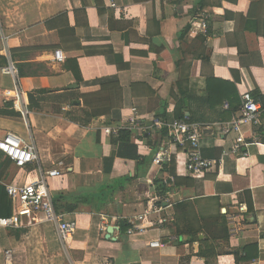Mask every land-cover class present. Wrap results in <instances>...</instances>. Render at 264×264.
<instances>
[{
  "label": "crops",
  "instance_id": "obj_1",
  "mask_svg": "<svg viewBox=\"0 0 264 264\" xmlns=\"http://www.w3.org/2000/svg\"><path fill=\"white\" fill-rule=\"evenodd\" d=\"M115 1L118 9L108 0H0V56L18 70L13 77L0 67V109L10 101L20 110V116L0 114V137L13 133L32 142L38 154V162L24 169L0 160V185L57 169L62 174L48 180L50 193L64 218L76 222L65 241L49 223L0 227V264L6 249L14 264H237L234 252L244 256L240 250L252 245L251 260L238 264H264V107L258 127L243 126L247 154L222 155L234 137L222 127L237 115L241 95L256 89L264 94V0ZM204 11L208 31L194 34L190 21ZM56 50L62 62L54 60ZM72 58L87 83L77 84L65 68ZM105 78L118 83L119 120L79 124L74 119L86 108L71 101L98 91L100 85L90 82ZM7 89L19 100L6 99ZM136 115L143 122L188 116L201 127L202 156L222 157L221 167L190 177L177 151L175 183L157 198L154 183L167 174L151 164L160 134L131 132V152L139 160L116 156L119 146L112 141L113 132ZM124 176L131 181L109 193L106 185ZM179 203L186 207L176 209ZM152 205H161L159 214L181 231L201 229L197 240L207 238L203 248L218 254L200 256L199 241L166 225L150 224L119 242L117 222ZM155 240L159 246L150 247Z\"/></svg>",
  "mask_w": 264,
  "mask_h": 264
},
{
  "label": "built area",
  "instance_id": "obj_2",
  "mask_svg": "<svg viewBox=\"0 0 264 264\" xmlns=\"http://www.w3.org/2000/svg\"><path fill=\"white\" fill-rule=\"evenodd\" d=\"M108 6L118 9L115 0H108ZM209 13L204 11L198 17L190 21L189 30L194 34H206L208 31ZM53 58L57 62L63 61L60 50L54 51ZM5 75L16 77L18 70L15 65L8 61L7 65L1 67ZM5 98L16 97L19 100L18 93L12 90L4 91ZM21 100V99H20ZM21 104V103H20ZM224 106L227 108L228 104ZM262 105L254 100L251 93L245 92L241 95V105L237 115L226 123L222 129L225 134L234 133L231 144L222 155L242 156L247 154L249 141L245 137L243 126L258 127L260 125V113ZM126 127L130 130H138L140 134L156 132L160 134L161 142L151 160V164L162 167L164 165L172 166L173 173H167L162 180L164 185H173L178 172L179 157L178 152L183 154V167L185 173L193 178H199L207 172L218 171L222 165V157L207 159L201 153V127L185 118H167L155 116L148 122H143L140 118L132 116ZM117 131V130H116ZM113 132V134L116 133ZM165 131V136L161 135ZM109 132V129H106ZM169 143L175 145V150H171ZM0 151L5 154L7 159L19 169H24L26 165L38 162V154L35 145L32 142H25L19 136L13 133H6L0 137ZM37 171V170H36ZM57 169H38L37 177L22 184L6 183L5 192L12 202V213L8 217H0V227L20 228L27 225L38 223H49L55 226L57 234L62 241L67 240L76 229L75 220H66L64 215L54 208L53 198L48 186V180L52 177L61 176ZM163 210L161 205H152L148 211L138 213L128 219L129 224L126 233L128 235L141 233L150 228V224L159 228L169 219L161 216L159 213ZM150 214H155L154 218H149ZM117 229L119 225L117 224ZM150 247H158L159 240L151 241ZM4 264H14L13 252L6 249L3 252Z\"/></svg>",
  "mask_w": 264,
  "mask_h": 264
},
{
  "label": "trees",
  "instance_id": "obj_3",
  "mask_svg": "<svg viewBox=\"0 0 264 264\" xmlns=\"http://www.w3.org/2000/svg\"><path fill=\"white\" fill-rule=\"evenodd\" d=\"M98 5H100L101 0H95ZM14 50L11 51L13 54ZM8 61L5 57L0 56V67H3L7 65ZM65 68L70 71L76 81L77 84H85L87 82H84L81 74H80V69L77 63V60L75 58L72 59H67L64 63ZM90 83H95L100 85V89L95 92H90V93H83L79 94L75 99H73L70 103V105H75L73 104V101H77L78 104L75 106H82L86 109L83 112V117H77V119H74L73 117L70 119L76 120L79 124L84 125L90 122L93 119L97 118H102L103 122L105 124H111L112 122H115L119 120L120 118V107L117 105V89L118 83L115 80V78H105V79H98V80H93ZM46 92V91H42ZM254 100L260 102L262 105V108L264 107V94L262 92H259L257 89L255 90L254 94H251ZM26 97H30V94L28 93ZM228 104V103H227ZM17 106L16 102H10L6 101L3 104L4 109H0V114L3 115H12V116H20V110L18 109H11V107ZM230 110H233V106L228 105ZM164 117V116H163ZM174 118H185L186 120H190L189 117H185L184 115H180L179 117H174ZM191 122V121H190ZM131 132L126 125H123L120 129L116 131L115 134H113V143L119 146L118 151L116 153V156L122 157V158H134L136 160L140 159V156L137 155L135 151L131 152L132 145L130 144V137H131ZM145 134V133H144ZM162 137L165 136V131L161 135ZM169 146L171 150H175V145L172 143H169ZM120 147H124L126 152H122ZM115 155H110L108 158H106V162H108L109 166L111 165ZM0 160L2 162L4 161H9L5 154H3L0 151ZM163 171L167 173H173L174 169L172 166H167L164 165L161 167ZM110 169V168H109ZM108 169V170H109ZM131 181V178L129 176H124V177H119L110 183H108L106 188L109 190V193H113L117 188L123 189L124 184L128 183ZM154 192L156 197L158 198L159 196L165 194L167 191L166 186L164 185L162 180L157 179L154 183ZM54 203V208L56 211L59 212V207H57L56 201H53ZM156 203L160 204L159 201ZM186 204L185 203H179L176 205V209L179 208H185ZM72 209L74 207H71ZM69 209V208H68ZM248 210H252L251 205H248ZM12 213V202L7 196L5 189L2 185H0V217H8ZM119 225V231H120V241H122L123 236L126 234V230L129 226V224L125 220H119L118 222ZM167 226L169 229L172 230L173 233L175 234H189V241H199L197 240L198 233L201 231V229H195L193 233H190V231H181L178 229V227L174 226V223L172 222H167L164 224V226ZM186 232V233H185ZM200 250L198 251L199 255L202 257H207L209 254L210 255H217V251H210L204 249L203 244H206L209 242V240L206 238L204 240H200ZM256 245L252 246H245L242 248L240 251H243L244 256H239L237 252H234L235 255V261L238 264L239 262L242 261H247L251 260V257H249V253L251 250H255Z\"/></svg>",
  "mask_w": 264,
  "mask_h": 264
},
{
  "label": "water",
  "instance_id": "obj_4",
  "mask_svg": "<svg viewBox=\"0 0 264 264\" xmlns=\"http://www.w3.org/2000/svg\"><path fill=\"white\" fill-rule=\"evenodd\" d=\"M74 86H76V85H74ZM75 104H78V102H74ZM153 191V188H150V192H152ZM153 195V194H152ZM112 227L111 226H109L108 228H107V235H106V237L108 238L109 236H110V234L112 233Z\"/></svg>",
  "mask_w": 264,
  "mask_h": 264
},
{
  "label": "rangeland",
  "instance_id": "obj_5",
  "mask_svg": "<svg viewBox=\"0 0 264 264\" xmlns=\"http://www.w3.org/2000/svg\"><path fill=\"white\" fill-rule=\"evenodd\" d=\"M62 258H64V256ZM61 263L62 264H68V262L66 260H64V259L61 260Z\"/></svg>",
  "mask_w": 264,
  "mask_h": 264
}]
</instances>
